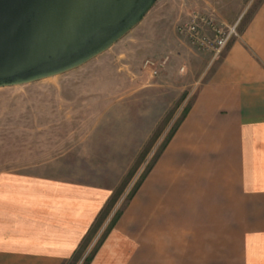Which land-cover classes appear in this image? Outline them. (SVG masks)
I'll return each mask as SVG.
<instances>
[{
  "label": "crops",
  "instance_id": "0c3cea01",
  "mask_svg": "<svg viewBox=\"0 0 264 264\" xmlns=\"http://www.w3.org/2000/svg\"><path fill=\"white\" fill-rule=\"evenodd\" d=\"M240 17L143 180L153 147L127 182L0 172V264H264V0Z\"/></svg>",
  "mask_w": 264,
  "mask_h": 264
},
{
  "label": "rangeland",
  "instance_id": "374dc122",
  "mask_svg": "<svg viewBox=\"0 0 264 264\" xmlns=\"http://www.w3.org/2000/svg\"><path fill=\"white\" fill-rule=\"evenodd\" d=\"M246 1L157 0L138 25L81 66L0 87V172L118 182L126 169L127 182L153 147L146 170L221 59L211 63L189 47L177 24L193 9L230 22ZM147 60L166 62L153 76Z\"/></svg>",
  "mask_w": 264,
  "mask_h": 264
},
{
  "label": "water",
  "instance_id": "95a60500",
  "mask_svg": "<svg viewBox=\"0 0 264 264\" xmlns=\"http://www.w3.org/2000/svg\"><path fill=\"white\" fill-rule=\"evenodd\" d=\"M157 0H0V87L64 73L125 36Z\"/></svg>",
  "mask_w": 264,
  "mask_h": 264
},
{
  "label": "built area",
  "instance_id": "2783aa9c",
  "mask_svg": "<svg viewBox=\"0 0 264 264\" xmlns=\"http://www.w3.org/2000/svg\"><path fill=\"white\" fill-rule=\"evenodd\" d=\"M177 34L198 53L210 56V62L219 60L231 42L241 35V17L233 22L220 21L213 11L191 10L176 27ZM166 61L147 60L145 66L157 76ZM183 66L181 70L183 71Z\"/></svg>",
  "mask_w": 264,
  "mask_h": 264
},
{
  "label": "trees",
  "instance_id": "16d2710c",
  "mask_svg": "<svg viewBox=\"0 0 264 264\" xmlns=\"http://www.w3.org/2000/svg\"><path fill=\"white\" fill-rule=\"evenodd\" d=\"M190 108V105L186 106L183 110V114L181 116V118L176 122V124L173 126V128L171 129L170 133L168 134V136L166 137L165 142L162 145V148L160 149V151L157 153L156 157L154 158V160L152 161V163L148 166V168L145 170L144 174L142 175V179L146 176L147 172L149 171V169L151 168V165L153 164V162L155 161V159L158 158L159 154L161 153L162 149L167 145V143L169 142V140L171 139V137L174 135L175 131L177 130V128L179 127L181 121L183 120V118L186 116L188 110ZM139 183L136 185V188L131 192V194L128 197V200L131 198V196L133 195V193L135 192V190L137 189ZM114 201V199L112 200V202ZM121 214V210L117 212L114 220H116L119 215Z\"/></svg>",
  "mask_w": 264,
  "mask_h": 264
}]
</instances>
